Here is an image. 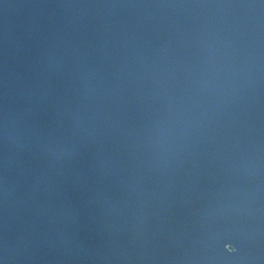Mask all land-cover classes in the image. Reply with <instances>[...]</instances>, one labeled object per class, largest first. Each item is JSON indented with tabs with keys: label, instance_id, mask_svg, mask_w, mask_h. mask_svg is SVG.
<instances>
[{
	"label": "water",
	"instance_id": "water-1",
	"mask_svg": "<svg viewBox=\"0 0 264 264\" xmlns=\"http://www.w3.org/2000/svg\"><path fill=\"white\" fill-rule=\"evenodd\" d=\"M0 264H264V0H0Z\"/></svg>",
	"mask_w": 264,
	"mask_h": 264
},
{
	"label": "snow or ice",
	"instance_id": "snow-or-ice-1",
	"mask_svg": "<svg viewBox=\"0 0 264 264\" xmlns=\"http://www.w3.org/2000/svg\"><path fill=\"white\" fill-rule=\"evenodd\" d=\"M224 247H225L226 252L231 255L237 254L240 250L238 245H236L235 243L231 241L225 242Z\"/></svg>",
	"mask_w": 264,
	"mask_h": 264
},
{
	"label": "clouds",
	"instance_id": "clouds-1",
	"mask_svg": "<svg viewBox=\"0 0 264 264\" xmlns=\"http://www.w3.org/2000/svg\"><path fill=\"white\" fill-rule=\"evenodd\" d=\"M231 247V246H230Z\"/></svg>",
	"mask_w": 264,
	"mask_h": 264
}]
</instances>
